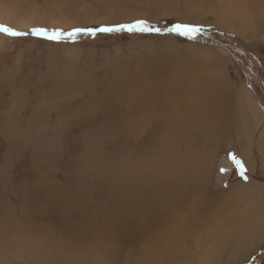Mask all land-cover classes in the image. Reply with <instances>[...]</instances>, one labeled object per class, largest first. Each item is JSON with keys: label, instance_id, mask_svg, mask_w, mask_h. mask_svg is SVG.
I'll return each instance as SVG.
<instances>
[{"label": "rangeland", "instance_id": "obj_1", "mask_svg": "<svg viewBox=\"0 0 264 264\" xmlns=\"http://www.w3.org/2000/svg\"><path fill=\"white\" fill-rule=\"evenodd\" d=\"M112 1L0 0V24L27 33L20 37L0 34V264H57L54 257L64 259L60 264H95L93 259L97 262L94 257L97 255L109 264H141L138 261L146 257L152 264L167 251L174 257L181 256L179 262L186 264L187 261L191 263L190 260L196 262L201 251L212 249L210 264H264L262 218L258 217V224L251 226L252 229L247 228L248 203L253 211L262 205L255 203L256 200L248 202L247 194L240 200L244 187H236L240 190L229 193L235 181L248 182L239 175V168L232 159L235 157L247 169L246 176L262 187L259 189L263 191L260 198L264 202V155L258 152L259 135L252 130L255 120L249 106L251 104L253 111L260 114L259 134H263L264 0H234L245 6L246 12L251 6L260 15H257L254 26L248 22V16L240 18L244 22L242 27L248 31L241 26V29L235 28L237 25L229 30L214 24V14L206 5H201L200 0H196L197 4L193 3L194 0H177L176 9L172 12L166 11L167 0H157L153 4L148 0L152 4L149 8L140 3L142 0ZM208 2L212 5L210 0ZM138 21H145L149 29H159V32L96 31L100 27L114 28ZM177 24L199 27L201 31L195 34V39H189L170 31ZM33 28L60 30L65 34L82 28L93 30L95 34L65 35L57 42L32 35L29 30ZM249 32L256 33L250 35ZM205 59L220 67V72L233 85L237 95L228 99V105L231 113L236 114L238 128L235 133L230 128L224 132L212 126L205 132L214 143L207 144V148L214 146L211 151L216 150V154L212 158V171L207 174L209 182L203 183L201 188L207 189L218 208H222L224 202L230 205L232 197H236L233 199L235 212L240 216H232L226 211L220 216L218 212L212 220L206 221L205 227L196 230L188 219L180 221L172 217L189 211L188 205L198 199L197 188L194 184L188 186L187 179L183 181L186 191L179 190L181 195L176 196L175 190L163 187L160 195L156 196L154 185H146L148 179L144 177L145 193L142 190L136 203L132 199L136 198L134 195L129 201L132 199L130 202L139 203L145 210L137 206L131 211L124 209V201L116 198L121 192L120 177L119 180L115 178L118 183L111 180L112 193L106 184H99L96 180L76 182L77 170L87 172L83 163L90 157V142L86 136L102 126V122L108 125V115H121L127 110L121 104L131 94L128 89L121 90L123 83L119 85L116 76L132 68L137 61L158 63L172 60L174 65L196 61L203 62L200 63L203 65L207 61ZM91 101L93 103L90 104ZM102 113L103 118L99 116ZM243 126H248L251 131L249 143L245 144L252 148L255 173H251L252 169L245 163L237 143L242 141L238 134L242 133ZM109 127L102 130L99 127L95 134L100 139V150L105 157L107 151L113 153L123 147L128 149L139 145L140 141L127 138L125 130L115 127L113 131ZM195 133L193 131L192 135ZM261 142L264 146V137ZM174 148L184 150L178 144ZM150 178L152 182L155 180L154 176ZM138 186L141 187L140 183ZM237 191L241 194L235 193ZM171 196L174 198L170 200ZM179 200H187L184 208L179 209ZM254 203L259 206H254ZM147 207L153 212L161 209V214L168 219L158 215V224L153 228L145 227L149 235L144 237L142 225L147 226L153 213ZM211 209V205H207L204 214L211 217ZM111 219L119 223L108 229L104 225L108 223L109 226ZM228 222L236 223L237 229L231 236L232 231L224 229L216 237V243L207 244L206 238L200 239L198 234L189 236L197 230H201V236L208 229L215 233ZM124 223L131 225L133 236L126 235L129 237L125 238L121 228ZM172 228L173 235L169 231ZM107 230L110 237L105 239ZM242 230L249 237H241ZM176 232L180 233V239ZM227 234V239H223ZM153 239H158V243H150Z\"/></svg>", "mask_w": 264, "mask_h": 264}, {"label": "bare ground", "instance_id": "obj_2", "mask_svg": "<svg viewBox=\"0 0 264 264\" xmlns=\"http://www.w3.org/2000/svg\"><path fill=\"white\" fill-rule=\"evenodd\" d=\"M156 1L157 0H151L152 4L155 3ZM176 1L177 0H171L170 2V0H167V6H166L167 12H172L176 9ZM200 1H201L200 3L201 5H206L208 10H211V13L214 14L215 16L214 24L219 25V27L221 26L229 30L232 29L233 26L235 25L238 26L235 28L247 29V28L242 27L244 22L240 19L246 16L249 17L248 22L249 23L252 22L254 26L255 21L258 18L257 15H259L255 11V9L251 6H249L250 8L249 12H246V9H245L246 7L241 6L242 5L241 3H237L234 0H210L212 2V5H214L217 8L209 4L208 0H200ZM140 3L146 6V8H149L152 5V4L151 5L149 4L148 0H142ZM193 3L197 4V1L194 0ZM213 9H216V11H214ZM141 10L143 12L145 11L144 9H141ZM263 13L264 12H262V14ZM134 18H138V17H134ZM262 27H264V25ZM248 30L249 29H247V31ZM237 32L241 33L239 31ZM254 33L251 32L250 34L249 32L250 35ZM258 34L259 33L257 30V36ZM262 36H263V33H262ZM205 60L207 61L203 65L200 64L203 62L196 63V61L187 62V63H185L184 61V64L182 65H179V64L174 65L172 60H166V62H158V63L156 62L149 63L147 60L137 61L136 63L132 65L133 66L132 68L125 69V71L121 72L122 73L121 75L116 76L115 79L116 80L119 79V83H120L119 85L123 83V89L121 90L124 92L125 89H128V93H130L131 96L127 97L125 101L123 100L121 104V106L123 108H126L127 110L122 111L121 115L119 114H114L111 116L108 115L107 124L110 125L111 127V128L109 127V129H112V128L114 129L116 127V128H119L120 130L121 129L125 130L128 136L127 137L128 139L131 138L135 142L140 141V143L137 147H130L128 149L123 147L122 149L120 148L118 151L113 152V153H110L107 151V154H105L106 155L105 157L102 150H100V147H102V145L100 144L101 143L100 139L98 138L99 139L98 140L95 137L98 133L97 130L99 129V127L102 130V129L107 128L108 126L105 124V122L104 123L102 122V126L98 125L99 127L97 130H92L89 133V136L88 137L86 136L87 140L90 142L88 154L90 155L91 158L87 157L84 160L85 163H83V165H86V168H87L86 173H84L83 169H79L76 171V176H75L76 182H79L81 180L83 182L91 183V182H94L93 180H96V182H98L99 184H106V187L112 193L113 188L111 186V180L114 181L115 178L119 180V177H120L122 181L120 183L121 192L117 193L118 197L116 198L118 201H124L123 202L124 209L131 211L133 210V207L135 208L137 206H140L142 210L144 209L141 205H139V203L138 204H134V203H136L138 201V198H140L139 195L142 194V190L145 193V190H146L145 186L148 185L149 183H152L154 185L153 192L156 196L160 195L161 191L163 190V187H166L169 190H175V195L177 196V195H181L179 193V190L186 191V187L183 185V181L184 179H187L189 182L188 186L194 184V187L197 188L198 199L192 200L191 201L192 204L191 203L189 205L187 204L188 205L187 208L189 209V211L186 210L172 217L178 218L180 221L181 220L185 221V219H188L189 222H191V225L194 226L193 227L195 228L194 230H196L197 228H202L204 224H206L207 220H212L213 216L218 212L221 213L220 216L224 214L225 211L228 212V214L232 213L231 214L232 216H235V217L240 216L239 212L238 214H236L235 212L236 207H235V201L233 199H236V197H232L233 199L230 205H225V202H224L222 204V208H218L217 206L216 207L214 206L213 204L214 200L212 199L210 194H208L207 189L201 188V185L203 186V183L207 184L209 182L207 174L208 173L210 174V172L212 171L211 164L214 161V159L212 160V158L215 157V154H216V150L215 152L211 151L214 148V146H212L211 149L207 148L208 146L207 144L214 145V143L212 139L210 140L209 136L205 132H207V129L212 126L216 127L217 128V129L215 128L216 130L224 131V132L226 128H230L235 133H236V129L238 128L236 124L237 122L236 114L231 113V107L228 105V99H230L231 96L237 95L236 92L233 90V85L228 81L227 77H224L223 73L220 72L219 70L220 67L217 68L218 66L216 67V65L212 63V61L209 62L208 59H205ZM213 62H216V60ZM82 92H84V90ZM111 95L112 94H110V97ZM106 100H108V97ZM91 103L93 102L91 101L90 104ZM114 103H117V102H114ZM249 106L252 111V115H254L252 118L255 120L253 122L252 130L254 131V133L256 134L258 133L259 135L258 137L259 147L257 148H260V149H258V152L259 154H262L263 156L264 146H263V142H261V139L262 137H264V133L259 134L260 133L259 131L261 130L259 127L260 121L258 119L259 118L258 116L260 114L259 113L256 114V112L253 111V108H252L253 106L251 104H249ZM102 115L103 113L99 116H102ZM103 117L104 116H102V118ZM92 124H93V121H92ZM243 127L244 128L241 131L242 133L238 134L242 141L241 142L238 141L237 143H238V146L240 147L239 149H241V152H242L241 156L244 157L245 163L248 164L249 167L252 169L251 173H255L256 170H254V167H253L254 163H252L253 162L252 148L251 146H249L250 144L249 145L245 144L246 142L249 143L248 139L250 136L248 134L251 135V131L248 130L249 129L247 128L248 126H243ZM193 131H195L196 133L192 135ZM209 131H212V130H209ZM131 139L130 141H132ZM215 140H218V139H215ZM177 144L181 148H183L186 152L182 149L180 150V149L174 148ZM145 161L148 163V165L145 163ZM146 176L148 179V183L147 184L145 183L146 184L145 185L144 177ZM151 176L155 177V180L153 182L150 181ZM257 177L259 176L257 175ZM43 179L46 181V177L44 175H43ZM173 179L175 180L174 181L175 183L177 182V184L173 183ZM44 180H42L41 182L44 183ZM247 180L248 182L246 184L242 183V181L240 182L235 181L233 185H231V188H230L231 191L229 193L231 194V192L240 190V188H236V187H244V192H241L242 196L240 200H242L244 196L246 197V194H247L246 199L248 202L249 200H256L255 203L262 205L263 209L257 208L258 210L253 211V207H251L250 202L248 203L249 204L248 206L249 216L247 219V226L249 227L247 228L250 230L252 229L251 226L254 227L258 224V217L262 218L261 222H264V206H263L264 202L260 198L263 191H260L259 189L262 187H259L260 185L257 186V183H255L250 177H248ZM46 183H48V181H46ZM139 183L141 187L138 186ZM246 189H249V190H246ZM235 193L241 194L238 191ZM132 195L136 197V198L134 197L132 198V199H135V201H133L134 203L130 202L132 199L129 201ZM252 196L256 197V199L251 198ZM173 198L174 197L171 196L170 200ZM167 201L168 200L166 198V202ZM178 202L180 204L179 209H181V208H184V205L187 203V200H182V201L179 200ZM255 203H254V206L258 207L259 205H255ZM169 205L171 204L169 203ZM207 205H211L212 207V209L210 210V213H212L211 217L206 216L204 214L205 207ZM150 207H147V209L150 212H153V210ZM160 210L161 209H156L155 212L151 213L149 217V221L146 220L148 221L147 226L142 225L143 231H141V233L144 232L143 233L144 237L149 235L148 232H146L147 227L153 228L154 224L155 225L158 224V221H157L158 215H161L163 218H166V216L161 214ZM141 214L144 215V213H141ZM129 218H132L130 214H129ZM135 219L136 218H134L133 221H135ZM117 222L118 221L111 219V221L109 222V226L107 225L108 223L104 226H106L109 229V228H112L113 225H117L119 223ZM162 222H165V220H163ZM176 224H177L176 226H178V223ZM130 226L126 223H124V225L121 224V228L125 234V238H128L129 236L134 235V232L131 231ZM226 228L232 231L230 233V236H231V234L237 229V224L234 222H228L222 227H220L219 229H217L215 233H211L210 230L208 229L207 231L204 232L203 236H201L202 235L200 234L201 230H197L194 232L192 231L193 234L189 233V236L195 237L198 234L200 235V239L206 238L204 240L206 241L207 244L213 243V242L216 243V237L220 236L222 231ZM89 231H92V230L89 229ZM110 231L107 230V235H105V239H108L110 237ZM169 231L172 235L174 234L173 228L170 229ZM176 234L178 237L180 236L179 232H176ZM247 234H248L247 232L244 233V230H242L241 237H246L248 236ZM126 235H129V236H126ZM90 236H92L91 233H90ZM227 236L228 234L225 235L223 239H227ZM186 237H188V235H186ZM221 238L222 237H220L219 239ZM156 241L158 243L159 240L153 239V240H150V243L156 242ZM39 246H42V245H39ZM212 247H210V249ZM43 248L44 247H42V250ZM145 250H147V248ZM166 251H163V253ZM45 252H47V250ZM169 252L170 251H167V253L165 254L161 252V254L163 255H160V257H158L157 259H154L155 261L154 263L152 262V264H165V261H167L168 264H181L179 261L182 257L181 256L174 257ZM201 252L202 254L200 257L198 256V259L196 258L197 259L196 262L191 261L190 257L187 255L188 260H190L191 263L187 261L186 264H210L209 256L213 257V255H211L214 252L213 249L210 251L204 250ZM166 254H168V256H165ZM94 257L97 260L98 264H109L107 263L109 261L107 260H106L107 262L103 261L105 259L102 260L98 255ZM183 257L187 260V257H185L184 254H183ZM146 259L147 257L144 260H139L138 262H140L141 264H150L149 263L150 260H146ZM63 260L64 259L60 260L59 258L55 259L54 257L53 261H55L57 264H60L61 261L64 263ZM93 261L95 264H97V262L94 259Z\"/></svg>", "mask_w": 264, "mask_h": 264}, {"label": "snow or ice", "instance_id": "obj_3", "mask_svg": "<svg viewBox=\"0 0 264 264\" xmlns=\"http://www.w3.org/2000/svg\"><path fill=\"white\" fill-rule=\"evenodd\" d=\"M121 30H127V31H141V32H147V31H156L159 32V29H149L145 21H138L135 24L132 25H120L118 27H100L96 31L99 32H112V31H121ZM32 35L38 36V37H44L49 40L59 41L61 37L68 35V36H75L80 33L84 34H91L94 35L95 32L90 29H82V28H76L73 29L71 32L65 34L63 31L60 30H48L46 28H33L29 30ZM170 31L176 33L180 36H185L189 39H195L196 33H199L201 31V28L194 27L190 25H183V24H177L174 28L170 29ZM0 34L9 36V37H20L24 36L27 33L14 30L8 26L0 24ZM234 162L237 164L239 168V175L247 180L248 177L246 176L247 169L245 168L244 164L237 160L235 157H232Z\"/></svg>", "mask_w": 264, "mask_h": 264}]
</instances>
